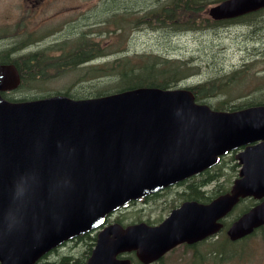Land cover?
Segmentation results:
<instances>
[{"label":"water","instance_id":"water-1","mask_svg":"<svg viewBox=\"0 0 264 264\" xmlns=\"http://www.w3.org/2000/svg\"><path fill=\"white\" fill-rule=\"evenodd\" d=\"M260 8L264 0H223L209 15L220 20ZM19 82L14 64H0V93ZM240 147L229 192L209 203L184 202L155 226L105 227L85 264H128L116 256L132 250L149 264L180 243L216 233L244 197L259 203L231 224L229 239L264 224V105L216 111L189 89L155 87L89 99L9 101L0 94V264H40L109 212Z\"/></svg>","mask_w":264,"mask_h":264},{"label":"rangeland","instance_id":"rangeland-1","mask_svg":"<svg viewBox=\"0 0 264 264\" xmlns=\"http://www.w3.org/2000/svg\"><path fill=\"white\" fill-rule=\"evenodd\" d=\"M10 1L14 0H0V60H10L14 63L18 60L24 61L25 55L57 56L60 53L53 48H61L65 42L72 51L83 47V55H89L91 59L70 67L71 69L47 68L45 73L48 77L45 81L26 83L5 93L4 97L7 99H32L65 91L74 99L98 96L100 91L123 86L114 76L118 71L115 64L124 59L142 64L155 60L159 66L166 64V61L185 63L186 76L173 88L189 89L208 80L221 83L216 96L202 100L211 107L220 99L238 106L252 100L264 101V9L242 19L215 22L207 15V9L214 4L205 3L198 14L203 18L197 20L194 25H188L182 20L180 10H176L174 22L166 20L164 8L170 7V0H108L105 3L88 0L83 4L82 13L85 17L98 20L96 31L99 32L96 33L83 28V23L75 20L77 10L65 9V0H52L40 12L42 20L49 19L42 22L33 40L21 45L20 37L14 34L15 31L22 30L21 28L4 29V13ZM40 60L43 62L42 58ZM14 65L19 66L18 63ZM135 71L137 72L136 68ZM237 71H240V78L228 84L227 79ZM138 72L148 73L145 68H140ZM97 73H107L109 76L80 80L84 75ZM237 171L238 166L234 158L225 156L209 175L204 173L191 178L188 184L181 185L179 191L188 192L192 185L199 186L198 190L204 197L200 201L209 202L230 187ZM212 175L214 176L209 182L201 185ZM182 192L167 190L146 201L127 205L126 208L115 212L113 220L119 218L120 223H157L171 208L185 200L187 195ZM242 204L250 206L252 200L241 201L225 222L229 223L240 215ZM91 235L85 237L86 239L77 237L64 243L45 256L43 263H56L62 257H68L84 264L94 242L95 233ZM232 247L234 251L229 253V256L234 253L243 255L223 264H264V227L250 237L245 245ZM204 249V246H199L200 251ZM206 249L209 252L216 250L214 244L208 245ZM186 252L188 250L180 246L167 254L161 264H176L175 259L188 257L184 255ZM187 260L181 264H187ZM188 263L190 264L189 260ZM209 264H215L213 259Z\"/></svg>","mask_w":264,"mask_h":264},{"label":"trees","instance_id":"trees-1","mask_svg":"<svg viewBox=\"0 0 264 264\" xmlns=\"http://www.w3.org/2000/svg\"><path fill=\"white\" fill-rule=\"evenodd\" d=\"M170 1H171L170 7L167 6L164 8L166 20H168V22H174L175 12L176 10H180L183 15L182 20L188 25H194L197 20H200L201 18H203L200 15H198L200 14V10L202 9L203 4L205 3L209 4V3L220 1V0H216V1L210 0L209 2H205L203 0H170ZM153 15H155V12L153 13ZM83 49H84L83 47H78L71 53H68V55L65 56V60L63 61L62 66L70 68V67H74L78 65L79 63H82V62H85L91 59L89 55L88 56L83 55L84 54L82 52ZM25 56H26L25 60L22 61L23 63L20 62L19 60L14 61V63L19 64V66L18 65L16 66L22 72L21 86L28 83L29 81H39V82L45 81L47 76L44 75V70L47 68V66H49V63L47 62V60H43V62H41L40 59L41 58L43 59V57L32 56V55H25ZM120 61L122 62L115 64L116 70L118 71L115 72L116 76H114V79L118 82H121L123 86L115 87L113 89H110L109 91L106 90L103 93H111L114 91L132 89L136 87H158L162 89L172 88L174 87L176 83L184 79L186 76L185 63L178 62V64H176L175 62H172V61H166V64L159 66L155 60H152L149 63L144 62V64H142V62L136 63L134 61H128V60L124 61V59H120ZM0 62H12V61L0 60ZM135 68L137 69V72L135 71ZM140 68H145L148 71V73L140 74L138 72ZM239 72L240 71L234 72L227 79L228 84H231L232 82L240 78ZM98 76H109V75L107 73H104V74L98 73V75L90 74L89 76L81 77L80 80L81 81L90 80L92 78H97ZM221 85H222L221 83H218L214 80H208L204 83L193 85L189 89L193 91L196 100L202 101V100H205L206 98L216 96L217 93H219V89ZM103 93H100V94H103ZM65 94L69 95L68 92H65ZM248 103H264V101L252 100ZM213 108L217 110H223V109L233 110V109H237V105H230L227 100L220 99L213 104ZM211 178L212 177H209L206 181L210 180ZM203 184H206V183L203 182L201 185ZM186 195L190 197L191 199L198 200V201L204 198L201 196L202 193L196 190V188L190 189L186 193ZM78 237L80 239H83V238L86 239L88 237V234L81 235ZM249 237L243 239L244 244L246 243V241L249 240ZM212 244L215 245L216 250L211 251V252L206 251L207 244L205 242H201L197 244L196 246H194L192 248V253L189 258L190 263L191 264H206L210 261L208 260V256H210L211 260L213 259L216 264H222L225 261H231L234 258V255L229 256L227 254L228 251L232 248V246H234V244L230 242L227 239V237L217 238L213 242L209 243V245H212ZM198 246H204L205 249L203 251H199ZM52 264H80V263L77 260H71L68 257H62L58 262L52 263ZM133 264H138V263H133Z\"/></svg>","mask_w":264,"mask_h":264},{"label":"flooded vegetation","instance_id":"flooded-vegetation-1","mask_svg":"<svg viewBox=\"0 0 264 264\" xmlns=\"http://www.w3.org/2000/svg\"><path fill=\"white\" fill-rule=\"evenodd\" d=\"M51 1L52 0H14V1L8 2V9L4 13V19H6L4 29L8 30V29L15 28V27L21 28L22 30L15 31L14 34L20 37L21 45L28 44V42H30L31 40L35 38V35L37 34V30L40 29L42 22L47 21L49 19V18H45L42 20L40 12H41V9L47 7L51 3ZM87 1L88 0H65L64 6H65V9L69 8L71 11L77 10V15L75 17V20L78 23L82 22L83 28L87 30L95 31L96 33H98L99 31H96L98 27V24H97L98 22L96 23V21L98 20L97 19L92 20V17H85L82 13L83 4L86 3ZM92 1L94 3H98V2L105 3L108 0H92ZM14 23H17V24H14ZM72 23H73V19H72ZM24 29H29V30H24ZM42 30H45V29H42ZM65 43H63L62 46L65 45ZM54 51H57L59 53L62 52L60 47L56 48V50ZM34 56L43 57L42 55H39V54H35ZM53 61H56V60H53ZM235 152L227 156H233ZM191 178L192 177L185 179L181 182H178L172 186H168L161 191H157L146 197L133 201L129 203L128 205H131V204H134L140 201H146L149 198L159 196L160 194H162L164 191H167V190H176L177 192L181 193L182 191H179V188L182 187L181 185L188 184ZM194 188L198 190L199 186L196 187L195 185H192L191 189H194ZM186 193H187L186 191L182 192L183 195H185ZM185 200H193V199L186 196ZM115 214L116 213H112L108 217H106L102 227L112 222H115L116 220H113V217Z\"/></svg>","mask_w":264,"mask_h":264},{"label":"bare ground","instance_id":"bare-ground-1","mask_svg":"<svg viewBox=\"0 0 264 264\" xmlns=\"http://www.w3.org/2000/svg\"><path fill=\"white\" fill-rule=\"evenodd\" d=\"M126 6V5H125ZM130 6V5H129ZM180 33V32H179ZM35 47V46H34ZM34 50V49H33ZM20 59V58H19ZM28 60V59H27ZM27 62V61H26ZM9 63H11V64H14V63H12V62H9ZM23 63V62H22ZM24 65H25V63H24ZM34 65V64H33ZM30 66V65H29ZM31 67V66H30ZM25 68V67H24ZM23 69V68H22ZM28 72V71H27ZM72 262V261H71Z\"/></svg>","mask_w":264,"mask_h":264}]
</instances>
